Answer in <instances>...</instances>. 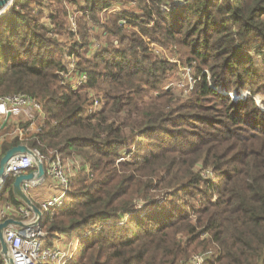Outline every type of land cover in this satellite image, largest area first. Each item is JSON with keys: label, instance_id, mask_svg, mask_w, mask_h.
I'll use <instances>...</instances> for the list:
<instances>
[{"label": "trees", "instance_id": "1", "mask_svg": "<svg viewBox=\"0 0 264 264\" xmlns=\"http://www.w3.org/2000/svg\"><path fill=\"white\" fill-rule=\"evenodd\" d=\"M127 1L83 0L80 39L69 49L41 23L44 0H14L0 16V96L30 95L45 113L41 131L24 144L81 162L63 203L47 211L45 238L77 237L66 264H183L209 247L203 264H264V112L251 97L227 94L264 90L250 51L264 56V0H183L179 7L134 0L139 12L99 22L101 4ZM65 15L59 8L50 16L56 31L68 33ZM89 25L113 38L91 57ZM146 37L181 44L197 61L199 79L186 101L161 89L141 106L124 91L130 80L160 87L172 68L152 56ZM72 53L87 76L78 89L59 74ZM90 91L100 107L87 113ZM17 144L4 141L0 157ZM204 171L215 177L203 178ZM12 180L0 189V205L21 203Z\"/></svg>", "mask_w": 264, "mask_h": 264}, {"label": "built area", "instance_id": "2", "mask_svg": "<svg viewBox=\"0 0 264 264\" xmlns=\"http://www.w3.org/2000/svg\"><path fill=\"white\" fill-rule=\"evenodd\" d=\"M63 1L71 3V0ZM119 5L118 3H114L106 7L104 4H101L97 11L103 14L108 13L109 15L127 13L125 10L121 9ZM11 7L12 5L9 3L5 9L0 10V16L9 12ZM163 9H165V7ZM1 11L6 12L3 13ZM38 11L35 12L37 13ZM130 13L132 14L133 12ZM128 18L129 17L126 15H122L119 22L121 24H126ZM67 19L68 28L74 35L71 39L78 42L80 37L78 36V32H76V13L68 10ZM128 25L132 27L133 23ZM46 26L51 28L47 23ZM95 29L97 28L94 26H89L87 29L89 39L88 56L96 53L102 47V43L98 42L96 38L93 37L96 31ZM51 33L52 30L50 35ZM69 58L70 63L69 65L67 64V70L60 71L59 74L62 77L63 84L68 85L71 89H78L86 82L87 76L85 73L76 71L74 67L76 57L73 53L70 54ZM227 94H229L231 98H235L234 93L228 92ZM87 98L84 104L87 113L99 109L100 101L95 93L90 91ZM0 115L4 117V121L6 120L4 125L0 123V152L4 141L17 138L20 144L26 143L32 134L41 131L45 118L42 102L23 93L0 96ZM7 115H9L8 118ZM20 115H23L24 119L18 118V121L16 119L11 120L12 116L20 117ZM2 131L4 132L2 133ZM30 149L33 151V154L20 153L15 155L8 163L5 173L7 177H11L34 170L35 161L33 156H36L43 162L45 176L47 175L48 178L54 181L55 185L60 189L55 196L42 201L39 206L41 210L46 211L47 216V211L54 210L63 203V197L68 190L70 174L66 171L62 158L57 153L50 151L49 153L51 155L46 156L36 149ZM74 160L78 163L76 158H74ZM33 185L35 184H28L27 190ZM3 186L4 184L1 182L0 189H2ZM13 213H22L23 219H21V221L23 224L20 226L10 225L4 229L3 239L6 244V251L2 253L0 247V264H66L70 258L68 252L66 250L56 249L51 244L45 242L46 234L42 229L44 215L38 225H34L35 217L30 210L25 206L22 208L19 205L7 203L0 210V222ZM211 256V250L200 252L192 255L183 264H203L204 260Z\"/></svg>", "mask_w": 264, "mask_h": 264}, {"label": "rangeland", "instance_id": "3", "mask_svg": "<svg viewBox=\"0 0 264 264\" xmlns=\"http://www.w3.org/2000/svg\"><path fill=\"white\" fill-rule=\"evenodd\" d=\"M44 4H46V6L42 7V9H41V11H42V13L40 15L41 16V23L42 24L44 23L45 26H46V23L48 25H50V27L52 29L51 35L53 37H55L59 42H62L63 44L65 43L66 49H69L68 44H70L72 42L71 38L74 35L72 32H70L71 30L68 28V25H67V22H68L67 11L69 10V11L76 13L75 24H76V32H78V19L77 18H78V15L80 14V11L78 9H79V6L84 5L83 0H71V3L70 2H64L63 0H61L60 3H58L57 0H44ZM118 4H120V3H118ZM182 4H183V0H175L173 5H176L179 7ZM48 7L51 8V10ZM53 7H55V8L52 9ZM119 7L121 9L125 10L127 13L139 12L138 11V5L134 0H129L125 3H122L119 5ZM161 7H162V9L164 8V6H161ZM59 8L60 9L62 8L64 11H66V15L64 17V19H65L64 25H65V28H66L68 33L56 31L55 25L51 20L50 16L52 15V13L55 10H58ZM1 12L4 13L6 11H1ZM96 15H97V19L99 20L100 23H104L106 20H108L109 17H111V15H109L108 13L103 14V13L98 12V11H97ZM150 24H151V22H150ZM134 29H135L134 27H130V26L127 27L128 31H134ZM95 30L96 31H95L93 37L96 38V40L98 42L102 43L101 48H103L107 45L108 40L113 39L111 37L109 38L105 34V32L102 28L97 27V29H95ZM66 34H68V35H66ZM144 41L147 45V48L150 50V52L154 58L167 60L168 62H170L172 64V68L169 70V72L167 74L168 77L166 78V80H164V82L162 84H159L160 87L158 86V87L152 88V86H149L146 83H141L139 81L130 80V81L126 82V85L124 86V88H125L124 91L126 93L130 92L134 96L136 103L138 105H141V106H146L148 104L155 102V97L157 95V92L159 93L160 91H163L161 89H165V90H168L169 92H171L170 94L174 98H177V100L180 103L186 101L188 97L193 95L194 89H195V83L199 79V77L198 78L195 77V75H196L195 69H196L197 61L194 60L192 54L189 53V49L186 48L185 46L181 45V44H171L170 43L168 46H164V45H161L160 43H155V42L150 41L149 38H147V37L144 39ZM250 51L252 53V57L254 58L256 65H257V70L259 71L260 74H264V68H263L264 67L263 66L264 56H263V54L256 52V50H254L253 48L250 49ZM263 52H264V50H262L261 53H263ZM94 54H91L90 57L93 56ZM67 64L68 63L66 62V66H67ZM206 74H207V77H209L208 71H206ZM263 82H264V80H263ZM130 84L132 85V87H130ZM251 85H255V84L252 83ZM253 90H254V92H253ZM253 90L242 89L241 91H239V93H236L233 90V91H231V93H234L235 98L234 99L232 98V100L233 101H237L239 99L248 100V98L251 97L253 99V101L255 102L256 106L264 112V90H256L255 88ZM93 93H96V92L93 91ZM74 156L76 159H78V157L76 155H74ZM70 158L71 157H65L64 160H69ZM72 160H74V158H72ZM79 164H81V162L78 161V163H76V160H74L72 163L65 162L64 167H65V165L67 166L66 171L71 175L72 173L74 174V171L80 167ZM72 165H74V166H72ZM214 177H215V174L212 171H204L203 172V178L213 179ZM43 182H45V180ZM43 182H41L38 186L32 188V189L39 190V192L34 193L37 195L38 199H40V198L43 199L47 196L46 192L43 191L44 189H49V188L54 189L55 187H57L55 185V182L52 181L50 178H48L46 180L45 184H43ZM57 188L56 189L59 192L60 189H59V187H57ZM32 189L27 190V193L30 196V198L33 194V192H31ZM36 204H38V203H36ZM42 211H43V215L45 217L46 211L45 210H42ZM118 223H121V222H118ZM45 242L47 244L49 243L47 238H45ZM50 242H52L51 245L54 246L56 249L66 250L68 252V255H70L69 260L71 258H73L77 253L78 239L74 235L59 234L58 236H55V238H53ZM207 249H210L211 251L214 250L212 247H209ZM203 251H206V249L197 250L192 255L203 252Z\"/></svg>", "mask_w": 264, "mask_h": 264}, {"label": "water", "instance_id": "4", "mask_svg": "<svg viewBox=\"0 0 264 264\" xmlns=\"http://www.w3.org/2000/svg\"><path fill=\"white\" fill-rule=\"evenodd\" d=\"M13 2L14 0H0V10L6 8L9 3L12 5ZM8 117L9 115H7V118ZM5 121L3 124H5ZM20 153L33 154V151L25 144H17L7 149L5 153L0 157V183L2 182L3 184H5L6 181L10 178L7 177L5 170L10 160L15 155ZM33 158L35 161V169L26 173H20L13 176L12 191L15 197L19 199V201H21L24 206L33 213L35 217L33 224L38 225V223L42 220L43 211L40 209L39 206H37V204L32 201V199L28 195L27 186L30 183L37 185L45 179V167L40 159H38L36 156H33ZM22 224V221L16 220L11 217H8L0 222V247L2 253L6 251V244L3 239L4 229L10 225L20 226Z\"/></svg>", "mask_w": 264, "mask_h": 264}, {"label": "crops", "instance_id": "5", "mask_svg": "<svg viewBox=\"0 0 264 264\" xmlns=\"http://www.w3.org/2000/svg\"><path fill=\"white\" fill-rule=\"evenodd\" d=\"M130 87H132V85L130 84ZM18 118H20V119H24V116L23 115H20V117H16V116H12L11 117V120H14V119H16L17 121H18ZM0 123L2 124V125H4L3 123H4V117L3 116H1L0 115ZM73 158V157H72ZM72 158H70L69 160H64V159H62V161H63V165L65 164V162H69V163H72L73 162V160H72ZM72 166H74V165H72ZM65 169H67V166L65 165ZM70 170V169H69ZM41 182H43V181H41ZM40 182V183H41ZM40 183H38L37 185H33V186H31V187H29V189H32L33 187H36V186H38ZM46 183V180H45V182H43V184H45ZM42 184V185H43ZM57 187H55L54 189H52V188H49V189H44L43 191L44 192H46V194H47V196L45 197V198H43V199H38V197H37V195L36 194H34L35 192H39V190H36V189H32V191L31 192H33V194H32V196H31V199L34 201V203L36 204V203H38L37 205L38 206H40V204H41V202L42 201H44V200H46V199H49L50 197H52V196H55L57 193H58V188L56 189ZM5 204H7V203H4V204H2V205H0V210H1V208L5 205ZM20 207H24V204L21 202L20 204H18ZM8 217H11V218H14V219H16V220H20L21 221V219H23V215H22V213H13V214H10ZM7 217V218H8ZM52 243V242H51ZM50 243V244H51ZM64 250V249H63Z\"/></svg>", "mask_w": 264, "mask_h": 264}, {"label": "bare ground", "instance_id": "6", "mask_svg": "<svg viewBox=\"0 0 264 264\" xmlns=\"http://www.w3.org/2000/svg\"><path fill=\"white\" fill-rule=\"evenodd\" d=\"M8 6V5H7ZM5 9V8H4ZM3 10V9H2Z\"/></svg>", "mask_w": 264, "mask_h": 264}]
</instances>
